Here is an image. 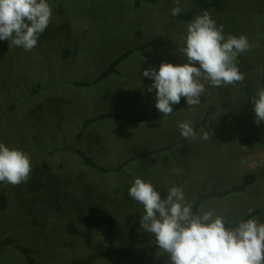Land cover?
I'll use <instances>...</instances> for the list:
<instances>
[{
  "label": "rangeland",
  "instance_id": "obj_1",
  "mask_svg": "<svg viewBox=\"0 0 264 264\" xmlns=\"http://www.w3.org/2000/svg\"><path fill=\"white\" fill-rule=\"evenodd\" d=\"M48 3L53 12L51 22L31 51L0 41V143L28 153L32 169L42 162L49 164L62 177L55 188L60 193L69 189L65 177H81L85 187L101 184L106 198L112 200L103 209L114 215L113 249L152 242L151 234L139 223L142 206L125 200L122 194L128 193L135 178L151 182L160 193L180 186L193 203L212 185L222 191L254 173L255 182L244 192L205 201L200 207L215 209L226 222L242 219L252 208L259 211L254 218L264 222V145L240 144L242 138H264V123L254 122L252 95L246 92L254 95L264 87V0H226L222 12L201 9L195 0H179L178 4L176 0H162L137 8L132 0ZM177 6L179 14L195 9L197 16L208 11L217 26H224L225 36H247L253 47L238 57L243 82L222 87L206 84L199 106L188 108L181 98L182 107L167 118L142 123L100 120L85 129L87 119L102 113L127 117L153 113L155 90L147 91L152 81L142 75L143 70L158 69L162 62H185L178 49L189 22H178L179 14H171ZM157 36L163 42L157 50L147 49V57L134 52L118 66V74L85 88L76 86L92 83L110 62ZM211 107L213 111L197 130L196 139H188L172 151L145 155L183 139L178 122L191 121L194 128ZM202 129L209 133L208 140L200 138ZM80 131L84 134L77 139ZM75 149L91 156L108 172L87 166ZM132 157L136 159L116 171ZM241 159L245 163L241 164ZM1 187L9 204L0 215V242L10 239L13 245L0 247V264H28L17 246L30 248L36 264H65L108 248L102 217L97 216L93 226L91 247L66 233L65 223L75 221L76 206L70 197L59 200L58 214L53 209L38 208L40 204L35 206L38 202L27 191L26 183H1ZM133 223L138 227L130 237ZM166 257L163 253L145 261L107 258L94 264H166Z\"/></svg>",
  "mask_w": 264,
  "mask_h": 264
},
{
  "label": "clouds",
  "instance_id": "obj_2",
  "mask_svg": "<svg viewBox=\"0 0 264 264\" xmlns=\"http://www.w3.org/2000/svg\"><path fill=\"white\" fill-rule=\"evenodd\" d=\"M180 11L177 6L171 14L176 16ZM52 15L48 0H0V41L31 51ZM180 39L178 51L184 63L162 62L158 69L149 67L142 72L152 81L147 91L155 90V108L164 118L172 114V106L181 98L188 108L199 106L206 84L222 87L243 82L238 57L253 47L246 35L225 36L224 26H217L206 10L186 25ZM251 104L254 122L264 123V87L251 96ZM178 128L184 139L198 137L191 121L178 122ZM200 138L208 140L209 133L202 129ZM31 172L28 153L0 143V183H27ZM128 195L142 206L140 226L154 238L159 253L167 254L168 264H264V222L241 219L234 227H227L225 217L215 209L201 206L194 212L182 187L172 186L162 196L151 182L141 178L134 179Z\"/></svg>",
  "mask_w": 264,
  "mask_h": 264
},
{
  "label": "trees",
  "instance_id": "obj_3",
  "mask_svg": "<svg viewBox=\"0 0 264 264\" xmlns=\"http://www.w3.org/2000/svg\"><path fill=\"white\" fill-rule=\"evenodd\" d=\"M134 2L135 8L139 7L143 3L148 4H157L162 0H132ZM197 6L201 9H214L218 12L225 11L226 8V0H195ZM196 14V10H191L185 14H179L177 16L178 22H190ZM163 38L161 36H157L152 40L146 41L141 45L135 47L134 49L128 50L120 55L116 60L109 63L106 70H104L92 83L81 82L77 83L76 86L85 88L90 85L100 83L104 81L108 76L112 74H118L117 68L118 66L126 60L132 53L140 52L142 55L147 57L146 50L153 49L157 50L159 45L162 44ZM262 82L264 83V72L262 73ZM248 95H253L250 91L246 89ZM183 105V102H180L176 106L173 107L172 114L179 110ZM153 113L146 116L141 117H127L124 115H120L114 112L102 113L96 115L90 119H87L84 128L86 129L88 125L91 123L100 121V120H118L126 123H142L146 121L155 120L162 117V114L158 112L153 104ZM253 108V107H252ZM213 111V107H211L200 123H198L194 130H197L204 126ZM171 114V115H172ZM84 132L80 131L77 135V139H80L83 136ZM188 139H181L173 144L167 145L163 148L151 151L146 153L145 155H152L158 153L160 151H172V149L181 144L186 142ZM240 144L244 147H250L257 144L264 145V138L255 137V138H242L240 139ZM73 150V148H70ZM75 153L83 159V162L89 166L90 168L97 170L101 173L108 172L107 169L95 164L93 158L91 156L86 155L82 151L75 149ZM136 157H132L128 159L125 163L119 165L116 168V171H120L127 162L135 160ZM60 177V178H59ZM83 177V176H82ZM62 177L55 174V172L51 169L49 164L46 162H42L41 165L35 166L32 169L30 178L26 183L27 191L31 192L32 195L35 197V201L38 203L35 204L37 206L40 204L38 208H43V210L47 211L48 209L55 210V213L60 214V203L59 200L61 198H71L74 201V205L76 206L75 212V221H69L65 223V231L66 233L74 236H78L82 239L84 245L86 247H91L92 244V229L95 224L97 216L103 218L105 234L108 238V248L92 255H89L82 259H75L65 264H94L98 260H103L107 258H113L120 261H145L154 256H157L159 253L158 246L154 243V238L152 237V242L149 244L137 245L132 246L128 245L122 248L113 249L111 247L113 240H114V227H115V219L113 212H109L106 209H103L106 205L109 206V203L112 204V200L109 201L106 198V191L100 186L101 184H94L88 185L85 187L83 184V178L77 177L75 179H68L64 178V184L67 185L69 188L66 190L67 192L60 193L59 191L55 190L58 188ZM256 180V176L254 173H249L245 175L242 182L239 185L230 187L228 189L219 191L217 190L216 185H212L210 190L207 193L198 194L196 200L192 203L193 204V211L196 212L200 205L208 200L213 199H220L226 197L228 195L234 193H242L244 192L250 185H252ZM83 188V189H82ZM121 191V190H117ZM106 192V193H105ZM125 200L134 201L131 197H129L128 193H122ZM162 196H166V192L163 190L161 192ZM136 202V201H135ZM9 204L8 197L6 193L2 190L1 183H0V215L4 214L7 211ZM113 209V208H111ZM36 214V210H34ZM41 213V212H40ZM259 211L254 210L253 212L247 214L242 219H250L254 218L258 215ZM241 220V219H239ZM237 220V221H239ZM226 222L227 227H234L236 222ZM76 223L80 226H76ZM138 227L137 223H133L130 230L129 235L130 237L134 234L136 228ZM13 245V241L10 239H6L0 242V247ZM18 251L26 257L28 264H36L35 259L32 256L33 251L30 248L26 247H16ZM166 264H168V257H166Z\"/></svg>",
  "mask_w": 264,
  "mask_h": 264
},
{
  "label": "crops",
  "instance_id": "obj_4",
  "mask_svg": "<svg viewBox=\"0 0 264 264\" xmlns=\"http://www.w3.org/2000/svg\"><path fill=\"white\" fill-rule=\"evenodd\" d=\"M117 70H118V68H117ZM95 123V122H94ZM121 165V164H120ZM154 178H156V177H154Z\"/></svg>",
  "mask_w": 264,
  "mask_h": 264
}]
</instances>
